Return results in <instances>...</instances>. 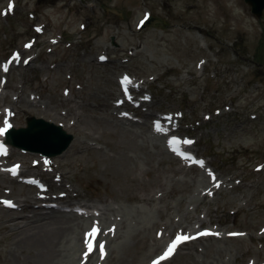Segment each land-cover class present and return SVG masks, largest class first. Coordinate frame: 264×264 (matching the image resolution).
<instances>
[{"label":"rangeland","instance_id":"rangeland-1","mask_svg":"<svg viewBox=\"0 0 264 264\" xmlns=\"http://www.w3.org/2000/svg\"><path fill=\"white\" fill-rule=\"evenodd\" d=\"M148 12L165 24L140 29ZM166 112L199 164L151 127ZM42 115L74 138L53 157L9 145L0 167L51 192L0 174V264H42L27 233L77 217L38 205L58 192L100 211L64 233L53 264H149L202 227L212 234L160 264H264V13L244 0H0V127Z\"/></svg>","mask_w":264,"mask_h":264},{"label":"water","instance_id":"water-1","mask_svg":"<svg viewBox=\"0 0 264 264\" xmlns=\"http://www.w3.org/2000/svg\"><path fill=\"white\" fill-rule=\"evenodd\" d=\"M251 6V12L260 17L264 10V0H244ZM104 12L119 13L115 7L101 3ZM164 25V22L154 16L144 26ZM27 126L11 128L7 132L6 141L14 146L40 152L45 155H58L64 151L73 139V135L64 131L61 127L54 125L42 118L34 116L27 117Z\"/></svg>","mask_w":264,"mask_h":264},{"label":"bare ground","instance_id":"bare-ground-1","mask_svg":"<svg viewBox=\"0 0 264 264\" xmlns=\"http://www.w3.org/2000/svg\"><path fill=\"white\" fill-rule=\"evenodd\" d=\"M142 29V28H140ZM129 79V78H128ZM122 96L120 94L117 96V99L119 102L123 103ZM38 114L41 115V113L38 112ZM46 115H42L40 117L45 118ZM15 125V124H11ZM1 159V158H0ZM37 165V164H36ZM4 177H7V175L3 172H1ZM9 174V173H8ZM11 175V174H9ZM20 175V173H19ZM69 197V194H65L63 196H55L52 197L54 200H62L63 202L65 199ZM51 198V199H52ZM73 197H69V199H72ZM48 206L44 205L43 207ZM95 207V206H92ZM52 210L60 211L64 213L63 209H57L54 208ZM73 214L76 215L74 212H72V209L68 212H65V215ZM63 215V216H65ZM80 216L77 215V217H71L66 221V226L63 225V221L61 219L53 218L47 223H42L35 226V229L29 231L27 235L25 236L24 240L28 241L32 248L36 250V252L39 254L42 260V264H53L54 260L56 259L57 255L60 254V251L63 252V255L66 257L67 255V242H68V236L66 237V240L64 239V233L68 232L69 234L73 232V228H78L81 225V221L84 219L79 218ZM15 218H11L10 220H14ZM64 220V219H62ZM91 229V227H89ZM92 239L94 240V243L96 244V248H99V242L98 238H95L93 231H91ZM89 238V237H88ZM203 238V236L195 239L200 240ZM64 241L63 246L61 247V243ZM88 241V239H87ZM63 250V251H62ZM58 253V254H57ZM57 254V255H56ZM56 264V263H54ZM64 264H66V260H64Z\"/></svg>","mask_w":264,"mask_h":264},{"label":"snow or ice","instance_id":"snow-or-ice-1","mask_svg":"<svg viewBox=\"0 0 264 264\" xmlns=\"http://www.w3.org/2000/svg\"><path fill=\"white\" fill-rule=\"evenodd\" d=\"M9 7L11 8V5H10ZM4 130H5V129H0V134H2V132H3ZM186 143H189V142L186 141ZM4 203L9 204V206H11V205H10V202L5 201ZM95 231H96V229L93 228V233H94ZM181 239H188V237H180V236H177V237H176V240L173 241L171 245H169V247H168L167 251L164 253V255H163L162 257H160V260H163V259H165L167 256H169V255L171 254L172 250L174 249L176 243L179 242ZM101 248H102V246H101ZM153 264H158V262H157V261H154Z\"/></svg>","mask_w":264,"mask_h":264}]
</instances>
